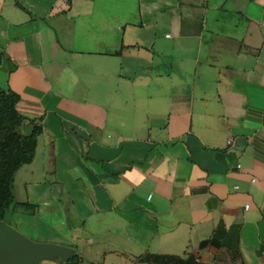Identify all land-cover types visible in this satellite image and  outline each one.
<instances>
[{"label": "crops", "instance_id": "1", "mask_svg": "<svg viewBox=\"0 0 264 264\" xmlns=\"http://www.w3.org/2000/svg\"><path fill=\"white\" fill-rule=\"evenodd\" d=\"M0 88L43 129L14 183L29 239L264 264V0H0Z\"/></svg>", "mask_w": 264, "mask_h": 264}, {"label": "trees", "instance_id": "2", "mask_svg": "<svg viewBox=\"0 0 264 264\" xmlns=\"http://www.w3.org/2000/svg\"><path fill=\"white\" fill-rule=\"evenodd\" d=\"M19 102L18 94L0 88V222L9 224L8 217L19 209L31 213L35 210V206L17 203L14 183L18 171L34 161L38 138L43 131L40 125L34 127L30 136L20 133L19 127L27 119L17 110ZM64 264H82L81 256L76 253Z\"/></svg>", "mask_w": 264, "mask_h": 264}, {"label": "water", "instance_id": "3", "mask_svg": "<svg viewBox=\"0 0 264 264\" xmlns=\"http://www.w3.org/2000/svg\"><path fill=\"white\" fill-rule=\"evenodd\" d=\"M76 252L68 247L34 242L5 221L0 222V264L68 262Z\"/></svg>", "mask_w": 264, "mask_h": 264}, {"label": "rangeland", "instance_id": "4", "mask_svg": "<svg viewBox=\"0 0 264 264\" xmlns=\"http://www.w3.org/2000/svg\"><path fill=\"white\" fill-rule=\"evenodd\" d=\"M8 221L10 222V224H11V226L13 227V228H15L16 230H18L17 229V227H15V224H14V222H12V216L10 215L9 217H8ZM19 231V230H18ZM20 232V231H19ZM22 233V232H21ZM23 234V233H22ZM24 235V234H23ZM26 236V235H25ZM27 237V236H26ZM34 242H36V241H34ZM39 243H42V242H39ZM46 244H50V243H46ZM40 264H63V263H61V262H58L57 260L56 261H49V260H46V261H43L42 263H40Z\"/></svg>", "mask_w": 264, "mask_h": 264}, {"label": "built area", "instance_id": "5", "mask_svg": "<svg viewBox=\"0 0 264 264\" xmlns=\"http://www.w3.org/2000/svg\"><path fill=\"white\" fill-rule=\"evenodd\" d=\"M229 144H231V141L229 142ZM151 198V197H150ZM245 209H249V206H246Z\"/></svg>", "mask_w": 264, "mask_h": 264}]
</instances>
